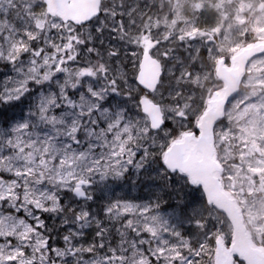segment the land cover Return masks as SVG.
I'll use <instances>...</instances> for the list:
<instances>
[{
	"label": "snow or ice",
	"instance_id": "snow-or-ice-1",
	"mask_svg": "<svg viewBox=\"0 0 264 264\" xmlns=\"http://www.w3.org/2000/svg\"><path fill=\"white\" fill-rule=\"evenodd\" d=\"M179 8L0 0V264H264V0Z\"/></svg>",
	"mask_w": 264,
	"mask_h": 264
},
{
	"label": "trees",
	"instance_id": "trees-1",
	"mask_svg": "<svg viewBox=\"0 0 264 264\" xmlns=\"http://www.w3.org/2000/svg\"><path fill=\"white\" fill-rule=\"evenodd\" d=\"M179 2H181V4H180V8H179V10H180V13H181V15L183 16V12H184V6H187L188 7V10L189 11H191V7L193 6V3H194V0H178ZM213 2V1H212ZM202 3H207V4H209L208 3V0H202ZM211 3V2H210ZM214 4H215V2H214ZM214 4L213 3H211V4H209V5H213L214 6ZM212 6V7H213ZM119 190V189H118ZM124 192H125V194H128V189L127 188H125L124 189ZM131 195L132 196H139V195H141V193L139 192V190H133L132 192H131Z\"/></svg>",
	"mask_w": 264,
	"mask_h": 264
},
{
	"label": "water",
	"instance_id": "water-1",
	"mask_svg": "<svg viewBox=\"0 0 264 264\" xmlns=\"http://www.w3.org/2000/svg\"><path fill=\"white\" fill-rule=\"evenodd\" d=\"M89 7H90L89 4H81V5H79L80 9H87ZM156 72H157V69L153 65H151V64L146 65L145 75H146L147 79H149V80L154 79V77L156 75Z\"/></svg>",
	"mask_w": 264,
	"mask_h": 264
},
{
	"label": "rangeland",
	"instance_id": "rangeland-1",
	"mask_svg": "<svg viewBox=\"0 0 264 264\" xmlns=\"http://www.w3.org/2000/svg\"><path fill=\"white\" fill-rule=\"evenodd\" d=\"M212 1H213V2H212ZM210 2L213 3V4H214V2H215L214 6H213V5H212V6H213V7L216 6V0H208V3H209V4H211ZM222 2H223L224 5H232V4H235V3H236V0H222ZM178 3H179V5L181 4V2H179V1H178ZM179 11H180V10H179ZM181 16H182V15H181ZM249 227L254 229V228L256 227V222H255V221H250V222H249Z\"/></svg>",
	"mask_w": 264,
	"mask_h": 264
}]
</instances>
